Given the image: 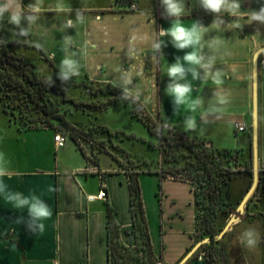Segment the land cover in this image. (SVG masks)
I'll list each match as a JSON object with an SVG mask.
<instances>
[{"label":"crops","instance_id":"crops-1","mask_svg":"<svg viewBox=\"0 0 264 264\" xmlns=\"http://www.w3.org/2000/svg\"><path fill=\"white\" fill-rule=\"evenodd\" d=\"M133 1L137 5L136 11H130L121 0H66L73 9L70 14L73 19L78 8H83L87 17L86 23L76 30L68 29L85 65L81 76L76 79L115 87L118 74L114 69L118 66L128 69L134 76V86L152 99L143 110L152 121L171 120L177 133L203 140L217 150L237 152L243 164L252 161L253 58L264 47V24L249 23L246 13L238 18L223 13L225 23L217 27L212 25L215 14L204 10L198 0H185L186 14L182 20L186 25L198 22L208 28L201 42L203 50L206 55L215 57L213 71L219 70L223 79V84L218 87L212 83V74H209L204 81L195 82L199 92L194 94L201 96L205 106L223 94L229 99V103L223 106V115L210 118L206 131L198 138L195 133H186L179 126L183 117L174 113L171 97L165 92L168 77L163 68L167 63H174L176 57H182L184 52L175 49L169 38L164 37L167 47L162 48V56L153 59L151 40L161 29L169 28L173 18L166 16L160 0ZM33 2L21 0V5L27 7ZM240 3L242 12L258 11L264 6V0H240ZM55 5L56 0H44L40 26L33 29L27 42L32 44L31 41L40 40L38 35H42L40 42L45 44L44 52L57 67L63 58L60 25L67 14L52 11ZM235 21L242 25L241 29L235 27ZM13 27L7 20L0 23V28ZM133 37L134 45H130ZM129 47L135 48V59L126 55ZM255 94L257 165L258 173H264V52L256 60ZM119 103L131 107L116 102L97 114L96 123L102 125L98 116ZM197 118L199 120V115ZM237 123L244 125L243 132L236 131ZM4 127L10 134L5 137L2 133ZM55 133L47 127L21 130L0 108V144L14 139L24 145L23 155L13 153L8 157L14 171L26 174L13 176L8 184L13 190L25 194L43 193V198L53 209L46 231L35 235L23 223L17 222L26 218L27 212H18L0 200V264H109L108 208L112 209L119 226L120 242L135 246L129 186L122 167L124 158L111 152L97 153L96 149L87 147L83 154L68 137L66 142L70 144L57 148L53 140ZM113 141L119 142L116 138ZM101 156L107 157V161H102ZM91 167L97 171H91ZM141 175L143 173L138 176L139 185ZM147 175L158 179L156 199L162 223L158 227L157 240L150 230L143 202L153 256L161 257L159 264H177L193 244L195 207L190 186L170 179L159 181L155 174ZM49 186L57 191L48 193ZM100 190L105 191L104 199H88L97 196ZM187 264H202L201 257Z\"/></svg>","mask_w":264,"mask_h":264},{"label":"trees","instance_id":"trees-1","mask_svg":"<svg viewBox=\"0 0 264 264\" xmlns=\"http://www.w3.org/2000/svg\"><path fill=\"white\" fill-rule=\"evenodd\" d=\"M2 23H5V21ZM0 37L3 36L0 35ZM6 39L9 41L7 46H0V108L9 116L10 121L16 123L21 130L39 129L31 128L30 126L27 128L21 127L20 124L12 119L13 112L18 110V112L21 113V109L19 108L21 102L31 103L38 106L39 104L36 97L38 96V98L43 99L44 93L53 91L54 93L61 95L64 102H72L75 106H79L80 104L83 105V108L80 110L77 109V112L84 115L86 114V116L91 117L92 120L89 119L86 123L80 121L72 123L69 119L72 115L69 113L68 120L65 119L64 112L61 113V111L56 106H53L48 99L46 100V103L41 106L42 113L65 125L69 132L68 134H63L70 138L83 154H85V147L80 145L81 141L88 149H96L97 153H110L108 150L93 147V140L89 138V134H97V139L106 142L108 145L111 144V142H114L113 139H118V137L122 135L119 132L112 133L108 128L96 123L97 114L105 111L112 104L116 102L129 104L119 98L120 91L111 84L98 86L92 83V85L97 87H105L108 90V94H106L107 96L101 93L91 94L78 91L76 93L78 99L74 102V99L68 95L70 94L69 85L66 89L59 87L56 83L52 87L46 86L44 80L47 76H38L36 72H31L29 69L30 65H28L25 61V55L11 50L14 45L18 44L16 42V38L10 37ZM39 52V54L46 57L44 51L39 50ZM75 88L79 87L76 86ZM88 96L92 97V101H100L101 99L103 101L102 105L93 108V103H86L87 98L85 97ZM47 105L50 108H46ZM89 112L92 114L90 115ZM131 117L140 121L152 136L159 138V171L134 172L135 170L119 164L125 170L129 186L132 233L136 238V243L135 246L132 247L125 246L120 242L119 226L115 220L112 209L108 208L107 227L109 264H117V258L123 256L121 251L126 252L130 251V249L138 247L141 237H143V243L145 245V248L141 250L144 251L150 258L155 259L152 252L148 224L138 180V176L141 173L155 174L159 177V181H162L163 179H170L189 184L195 207L194 233L200 232L201 235L204 236L201 240H209L207 244H203L200 248L203 246H212L214 241L219 240L216 239V236H218L222 231L218 230L215 224L216 218L220 214L230 213V209L232 210L235 206L238 207L240 201L251 185L252 161L250 160L248 163L243 164L237 152L217 150L212 146H208L203 140L193 139L187 135L177 133L175 130H172V133L171 131H167L166 134L157 135L149 122L151 119L143 111L138 112L133 106H131ZM94 126L97 127L99 131L98 129L92 131L93 128L91 127ZM47 128L53 129L51 126H48ZM162 145L163 147H166L165 149L163 148V150H161ZM179 150L185 152V154L178 152V156L184 159V162H182L179 157L174 156ZM232 154H235V157H237L240 162V165L236 170L233 168L234 165L225 166L222 160L223 157L232 158ZM121 156L123 158L129 156V158H131V156L127 153ZM236 177L242 181H247V184L244 188H241L242 191L241 189H238L236 194L229 198L227 188L232 184ZM257 191L264 192V173L262 172L258 173V183L253 193H256ZM253 195L254 194H252V196ZM251 197L248 201L251 200ZM248 203L249 202L246 203L245 207L248 206ZM194 233L193 244L190 248H192L195 244ZM225 235L226 233L224 236ZM190 248L188 250H190ZM160 259L161 257L159 256V258H156V261L159 262ZM201 262L202 264H219L216 253L211 249L207 251L205 258H201Z\"/></svg>","mask_w":264,"mask_h":264},{"label":"clouds","instance_id":"clouds-1","mask_svg":"<svg viewBox=\"0 0 264 264\" xmlns=\"http://www.w3.org/2000/svg\"><path fill=\"white\" fill-rule=\"evenodd\" d=\"M160 2L166 16L173 19L169 28L161 29L151 40L153 59L158 55L162 56V48L167 47L164 37L169 38L175 49L184 52L182 57H176L174 63H167L163 68L164 74L168 77L165 92L171 97L174 113L183 117L179 126L184 132L195 133L199 138L206 131V125L210 123V118H218L223 115V106L229 103V99L226 94H223L205 106L201 96L194 94L199 92V89L195 87V82L204 81L209 74H212L214 85L219 87L223 84L219 70L213 71L215 57L206 55L201 43L208 28L198 22L191 23V25H186L183 22L182 18L186 14L185 0H160ZM198 2L204 10L215 14L212 25L215 24L217 27H221L225 23L222 18L223 13L235 18L246 13L249 23L255 21L264 24V6H261L258 11L242 12L240 0H198ZM43 10L44 0H34L27 7H22L21 0H0V23L7 20L10 25L14 26L10 31L17 43L29 41L33 29L40 26ZM51 10L58 14H67V18L60 25V31L63 33L60 51L63 53V58L59 62L55 78L52 76L45 78L44 83L48 87L54 86L56 80H59L62 85H67L74 78L81 76L85 65L81 62L76 42L73 35L68 34V29L76 30L87 20L83 8L75 10L73 19L70 15L73 9L66 3V0H56V5ZM233 24L239 29L242 28V25L237 21ZM8 42V39L0 37V46H7ZM134 42L135 37L129 43L134 45ZM31 43L38 50H46L45 44L40 40H33ZM135 51L134 47H129L126 52L129 59L136 58ZM114 71L118 74L115 87L119 89V98L122 101L128 102L138 112L143 111L146 106L151 104V97L146 96L141 89L134 86L132 72L119 66ZM139 74L141 73H137V75ZM171 130H174V124L171 120H165L157 127L156 133L163 135ZM11 165V159L4 151L0 150V200L18 212L26 211L27 217L21 218L17 222L23 223L29 232L41 235L46 231L47 222L53 217V209L43 198V193L29 192L25 194L10 187L7 181L11 180L13 176L22 177L26 174L14 171ZM55 191H57L56 188L49 186L48 193ZM238 241L244 248L254 250L261 242V236L255 227L248 226L240 233Z\"/></svg>","mask_w":264,"mask_h":264},{"label":"rangeland","instance_id":"rangeland-1","mask_svg":"<svg viewBox=\"0 0 264 264\" xmlns=\"http://www.w3.org/2000/svg\"><path fill=\"white\" fill-rule=\"evenodd\" d=\"M11 29L0 28V35L4 38H10ZM40 41L42 40V35H38ZM36 39V38H35ZM11 50L14 52H19V54L25 55V61L30 65V71L36 72L38 76H52L55 78V73L57 67L51 63L49 57L46 54V57L39 54V50L33 47L32 44H29L27 41H21L18 44L14 45ZM59 87L68 88L70 86V97L74 99V102L78 99L76 93L78 91L87 92V93H96V94H108V90L105 87H97L92 85L91 81L85 79L77 80L74 78L67 85H62L59 80L55 82ZM78 86L79 88H75ZM36 90V89H35ZM38 106H35L31 103H23L19 105L21 113L18 110L13 112L12 119L20 124L21 127L27 128H41L51 126L56 132H62L68 134V130L65 125L57 120L51 118L50 116L44 115L42 113L41 106L46 103L48 99L53 106H56L61 113L64 112V118L68 120V114L72 116L69 118L72 123L80 121L86 123L87 120H92L91 117H87L86 114H81L77 112V109H82L83 105L75 106L72 102H64L62 96L54 93L53 91H48L44 93V97L38 98ZM86 103H93L94 107L102 105V100L92 101V97H85ZM106 98V97H105ZM90 100V101H89ZM18 102V101H17ZM18 104V103H17ZM46 108H50L48 105ZM52 108V107H51ZM87 108V107H86ZM86 110V109H85ZM88 111V109H87ZM131 107L129 105L116 104L110 108L107 112L102 113L98 116V121L106 126L112 132H121L116 142L114 141L111 144H107L104 141H101L98 138L97 134H89V138L93 140L92 146L97 148H102L108 150L117 156L129 154V156L124 157L123 165L129 167L136 171H159V138L152 136L147 128L138 120L131 117ZM91 115L92 113L89 112ZM152 129L156 132V129L162 123L149 120ZM13 128V127H12ZM93 130H97V127H91ZM6 127L2 128L3 137L10 135ZM14 129H11L10 132H13ZM99 131V129H98ZM120 133V134H121ZM165 132L164 134H166ZM172 133V130H171ZM170 133V134H171ZM29 134V133H27ZM8 141V142H7ZM3 144H0V150L4 151L7 155L17 153L23 155L24 145L22 142L18 143L13 140H4ZM67 143V142H66ZM67 144H70L68 141ZM30 147V143L28 144ZM80 145L86 147V145L81 141ZM208 145V144H207ZM209 146V145H208ZM107 148V149H106ZM166 147L162 145V149ZM173 152V151H172ZM178 152L185 154L184 151L179 150L174 155L179 157V159L184 162ZM235 154H232V158L223 157V163L225 166H233L236 170L240 165V162ZM93 161V159H91ZM102 161H107V157L101 156ZM236 165V166H235ZM247 184V181H242L238 177L233 180L232 184L227 188V194L229 198L236 194L238 189L244 188ZM158 179L155 176L144 174L140 177V188L142 192L143 202L146 208V213L150 223V230L155 239H159V226L162 224L160 222V206L158 207V201L156 199V194H158ZM251 197V200L248 201V206L244 208V212L240 215L239 220L234 223L230 229L226 232V235L220 238L218 241H214L212 246H203L199 248L195 254L185 263L187 264L190 260H197L199 257L205 258L207 251L209 249L213 250L216 253L219 264H264V192H256ZM237 206L230 209V213L220 214L216 220L215 224L218 230H222L228 220L236 212ZM248 226L255 227L260 233L261 242L258 247L254 250H248L241 246L238 241L240 233L247 228ZM204 238L200 232L194 233V243ZM143 237L139 240V246L130 249V251H121L122 257L117 258V264H159L156 261V258H150L144 251L141 249L145 248L143 243Z\"/></svg>","mask_w":264,"mask_h":264},{"label":"water","instance_id":"water-1","mask_svg":"<svg viewBox=\"0 0 264 264\" xmlns=\"http://www.w3.org/2000/svg\"><path fill=\"white\" fill-rule=\"evenodd\" d=\"M264 52V47L260 48L253 58V80H254V88H253V122H252V182L249 189L246 191L242 200L240 201L238 207L236 208V212L231 218L228 220L221 233L216 236V239H220L224 236V234L230 229V227L239 220V216L243 214L246 203L249 198L252 196L254 190L257 187L258 183V165H257V146H256V94H255V76H256V60L257 56ZM209 145V144H208ZM209 242L208 239L201 240L195 243L190 250L181 258V260L177 264H185L194 254L195 252L203 245Z\"/></svg>","mask_w":264,"mask_h":264},{"label":"built area","instance_id":"built-area-1","mask_svg":"<svg viewBox=\"0 0 264 264\" xmlns=\"http://www.w3.org/2000/svg\"><path fill=\"white\" fill-rule=\"evenodd\" d=\"M121 2L127 4L130 11H136L137 10V5L135 4V2L133 0H121ZM235 129L237 132H243L245 130V127L242 123H237V124H235ZM66 139H67V136L61 132H56L54 134V137H53L55 146L57 148H63L65 146ZM91 171H93V172L97 171V168L91 167ZM105 195H106L105 191L100 190L99 193L97 194V196H89L88 199L89 200H94V199L102 200L105 198Z\"/></svg>","mask_w":264,"mask_h":264}]
</instances>
